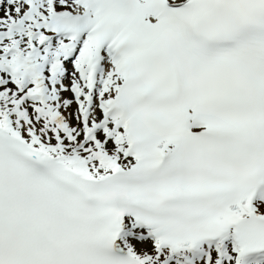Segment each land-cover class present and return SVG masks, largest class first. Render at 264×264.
<instances>
[{
  "label": "snow or ice",
  "instance_id": "1",
  "mask_svg": "<svg viewBox=\"0 0 264 264\" xmlns=\"http://www.w3.org/2000/svg\"><path fill=\"white\" fill-rule=\"evenodd\" d=\"M0 264H264V0H0Z\"/></svg>",
  "mask_w": 264,
  "mask_h": 264
}]
</instances>
